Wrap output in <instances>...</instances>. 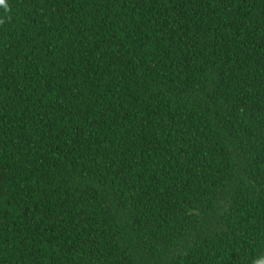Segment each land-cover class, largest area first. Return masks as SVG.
<instances>
[{
  "label": "trees",
  "instance_id": "1",
  "mask_svg": "<svg viewBox=\"0 0 264 264\" xmlns=\"http://www.w3.org/2000/svg\"><path fill=\"white\" fill-rule=\"evenodd\" d=\"M6 4L0 264L264 262V0Z\"/></svg>",
  "mask_w": 264,
  "mask_h": 264
},
{
  "label": "clouds",
  "instance_id": "2",
  "mask_svg": "<svg viewBox=\"0 0 264 264\" xmlns=\"http://www.w3.org/2000/svg\"><path fill=\"white\" fill-rule=\"evenodd\" d=\"M0 6H3L5 9H7V4H6V0H3L2 3H0ZM261 264H264V262H261Z\"/></svg>",
  "mask_w": 264,
  "mask_h": 264
},
{
  "label": "snow or ice",
  "instance_id": "3",
  "mask_svg": "<svg viewBox=\"0 0 264 264\" xmlns=\"http://www.w3.org/2000/svg\"><path fill=\"white\" fill-rule=\"evenodd\" d=\"M0 2H3V0H0Z\"/></svg>",
  "mask_w": 264,
  "mask_h": 264
}]
</instances>
